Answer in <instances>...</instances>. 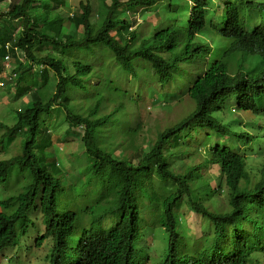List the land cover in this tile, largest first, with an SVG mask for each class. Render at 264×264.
Segmentation results:
<instances>
[{
    "label": "trees",
    "instance_id": "1",
    "mask_svg": "<svg viewBox=\"0 0 264 264\" xmlns=\"http://www.w3.org/2000/svg\"><path fill=\"white\" fill-rule=\"evenodd\" d=\"M8 1L3 0L0 5ZM66 1L68 0H20L11 5L6 15L7 20H4L3 27L0 28V58L3 57L4 46L7 44L22 52L10 53V58H16V64L18 63L17 66L9 65L10 72L11 69L17 68L19 64L27 60L30 62L28 66L21 67L19 71L11 72V79L17 76L15 79L17 85L26 74L34 70L33 66L35 69L37 67L38 73L46 78L47 69L39 68L42 65L40 62L47 64L56 78L54 88L46 99L38 95L42 94L40 93L41 87L35 90L38 96H35L23 111L16 112L15 123L12 127L8 128L0 122V129L4 128L6 130L4 134L8 136L3 149L13 144L16 139L15 134L23 136L20 144L21 156L0 162V176L3 178V184L17 169L21 170L20 167H16L19 163L18 166L23 163L21 167L28 168L31 173L30 177L27 173V177L23 178L27 180V183L20 188V192L15 186L12 196L18 195L17 197L10 201L1 200L0 251L15 246L18 240L27 233L26 213L23 209H29L35 199L32 191L26 189L48 188L50 194L45 201L41 216L44 235L41 241L36 240V246H40L46 239H50L53 245H66L68 241V245L76 244L72 252L66 251V258L70 257L72 260L70 264H134L135 247L133 245L137 237H129L127 231H107L100 223L106 217L128 220L126 211L138 213V204L130 196L131 178L137 171V167L153 170L162 176L164 169L167 168L165 167L167 159L162 157L156 159L152 150L145 152L141 145L136 156L132 154L125 158L114 157L110 141L115 131L116 116L106 115L98 122L99 116L95 108L98 110L97 106L104 98L96 92L104 90L100 89V85L109 87L110 84L116 82L120 87L132 84L138 79L146 81L144 83L151 89L155 85L169 83L176 78L182 79L185 73L181 72L176 75V72L170 68L161 70L149 68L132 49L140 39L142 26L132 27L131 22L129 21L130 24H128L124 17L115 16L120 9L126 14L132 10L137 11L142 18L146 13L151 12L153 7L160 12L161 6L157 0H111L110 6L97 11V16H93V10L88 4H81L80 7L78 4L69 6ZM200 1L209 20L213 18L218 9H230L228 13H233L234 11L231 10H235V15H231L233 22L219 37L224 44L227 45L234 41L237 51L260 53L261 57H264V2L260 0H219L214 5L211 0ZM200 1L195 5H198ZM50 2L56 4L52 6ZM39 9L42 12L39 13ZM166 12L167 7H164L160 15H165ZM179 17L180 15L178 19ZM221 18L223 17L219 16L217 20ZM14 20L20 21L22 28L10 26V22ZM162 20L163 16L160 17L159 22ZM171 20L174 26L165 31L159 30L156 42L165 43L171 40L174 34L172 30L177 27L176 20L173 18ZM159 22L153 28L157 27ZM250 25H256L257 28L248 33L242 30ZM147 28L148 26L145 30ZM152 31L155 32V29ZM110 33L115 34L116 38L112 40ZM145 39L147 38L143 37L141 43ZM47 46L53 54L46 52L37 61L32 51L43 52L41 50ZM150 55L154 59H161L164 56V54H157V51ZM67 56L73 59L69 60ZM1 72L2 65L0 64V78L2 77ZM34 77L32 74L26 86L34 84ZM202 84L205 86V91L200 92L197 85L195 92L206 99L204 110H208L212 103L221 100L226 90L223 91V87L217 80L204 81ZM238 87L237 91H244V94L234 96L236 107L259 114L256 99L259 97L264 99V79L251 85L239 83ZM23 89H19L17 94L26 93ZM77 92H83L82 98L76 95ZM88 92L94 95L86 96ZM43 97L46 96L43 95ZM93 104H95L94 107ZM55 107L63 113V120L67 122L69 129L76 128L80 124L84 126L80 133L73 135L82 137L86 165L85 170L77 174L82 182L78 195H83V191L87 192L89 188H93V199L87 207L97 218L93 219L91 227L88 224L89 229L81 226L79 220H64V217H71L69 207L77 199L68 195L61 200V195L64 189L71 190L75 184L69 183L64 178L67 174L61 171L62 168L58 162L55 163L51 157L46 156L45 150L51 148L50 137L46 133L43 137H38L41 117L49 116ZM204 116H207L206 111H204ZM134 133L137 135L138 132ZM96 134L104 138H96ZM186 139L185 135H180L175 130H166L159 135L157 144L173 143L175 147L187 148L189 143ZM204 163L222 166L218 155L207 154ZM168 170L172 173L170 168ZM194 175L198 177L197 174ZM260 183H264V177H261ZM161 188L165 186L161 184ZM186 189L188 186L182 183L178 174L172 189L163 196L164 202L169 203L172 200L181 202L187 196ZM24 191L25 193L21 194ZM164 193L165 190L159 194ZM238 195L239 192L234 189L229 192L230 209L220 214L224 220V227L228 230L216 238V241L229 242L232 251L226 252L224 261H214L207 251L218 253L226 249V246L222 242H216L214 234L208 233L202 237V248L207 246L210 249L199 252L200 248L193 247L194 251L190 252V264H264V253L259 251L264 246V192L260 198L257 197L255 204L249 206L242 204ZM11 202H15L17 206ZM178 208L180 209V205H177ZM82 210L83 207L80 205L79 212ZM160 211L162 222L172 228L171 231L175 233L174 230L179 228L176 212L165 207H162ZM208 222L211 226L219 225L215 219H210ZM237 225H239L238 229H235ZM73 234L76 235L77 242L71 241ZM191 238L192 236L186 237L188 241H192ZM176 241L177 238L174 239V245ZM188 241V247L194 245ZM172 254L174 253H170ZM230 254L233 256L229 257ZM152 255L154 254L151 250L149 255L140 262L154 264ZM170 255L171 261L168 260L165 264H172L173 259Z\"/></svg>",
    "mask_w": 264,
    "mask_h": 264
},
{
    "label": "clouds",
    "instance_id": "2",
    "mask_svg": "<svg viewBox=\"0 0 264 264\" xmlns=\"http://www.w3.org/2000/svg\"><path fill=\"white\" fill-rule=\"evenodd\" d=\"M1 1L3 0H0V2ZM19 1L20 0H9L7 2L8 11L5 13L2 21H0V28L3 27L4 20H7L6 15L9 12L11 5ZM157 1L158 4H160L161 6V11H164V7H167V12L163 16V20L159 22V25L157 27L152 28L155 29V32L151 31L149 34H145V35L141 34L137 45L133 46L132 49L135 53H137L141 57L142 61L152 70H161V69L170 68L176 72V75L180 74L181 72H184L185 74L182 79L176 78L175 80L169 83L155 85L151 89L146 83H144L146 81L140 79L139 85L137 87L131 84H126L120 87H114L108 91L98 90L96 94H100L104 98L102 103L99 106H97L99 107L98 110L97 108H95L96 114L98 113L99 116L98 122H100V119H103V117L106 116L104 115L103 117H100L101 115L99 110L101 109V107L105 103L112 101L114 97L117 98L119 102H117L116 107L113 109L112 112L107 114V115L114 114L116 116L115 131L114 134L111 136V141H110V145L113 148L118 145L117 144L118 142H116L115 140L116 138L124 137L126 139H133L139 136V132H140L138 123L135 124V126L133 127L131 126L130 123L136 121L133 120L129 121V119L127 118V107L123 105L120 100L125 99L130 104H135L136 100H134L131 97V95H135L139 97L143 94L144 88H146V91L149 93L150 99H152V101L158 100L161 103L162 98H165L164 101L167 103L171 101L178 102L184 97H187L191 101L193 108L180 121L164 129L162 132L158 133L154 139L153 144L149 146H144L143 151L149 152L152 150L156 159L161 157L166 158L167 161L165 162V167L167 168L164 169V174L160 176L153 170L137 167V171L130 180L131 182L130 196L138 204V213L134 211H126L128 214V220H121L114 217H106L101 221V223L103 224L104 228L107 231H112V232L127 231L128 232L127 235L129 237H139L140 234L139 232L142 223L144 222L142 219V215L147 214L144 212L145 207H147L148 209L147 211L149 215L147 214L148 215L147 220L144 222V224L153 226L148 222L149 216L152 218H156L155 223L157 226H153V227H158L163 232H165L167 234V239L170 237H171L170 239H175L177 238V236H185V235L179 230V228L174 230L175 233H173L171 231L172 228L166 226L162 222L161 219L162 214L160 210L162 207H165L169 210L176 212L180 224L183 222V217H182L183 214L182 212L178 213L176 211L177 205H180V210L185 208L189 213L200 218L201 220L200 228L204 232L203 236L208 233H212L215 235V241H216V238H218L220 235L224 234L226 230H228L227 228L224 227V223H223L224 220L221 218L220 214L228 212L230 209L229 192H232L233 189L238 191L239 192L238 196L242 204L249 206L256 203L257 197L260 198V196L264 192V185L258 189L249 188L243 185L239 186L238 185L239 181L234 178L219 176L218 183L214 188L207 187V192L204 193L194 191L191 188V184L195 182L199 177L200 174L199 171L201 170V167L196 166L195 168H190L186 174L179 172L181 168L178 170V173H176L175 171L170 173L168 168L173 169V164H171L170 162L169 152L173 148H175V145L173 143H161L158 145L157 140L159 135L166 130H175L176 133L180 135H185L187 137L186 140L189 143V146L185 148L184 151L179 155L180 161L183 160V157L190 156L191 153H196L200 157H202L203 159L202 166L204 167L212 165V164L207 165L206 163H204V159L207 154L218 155L221 158L222 166L220 167L219 164H215L219 167V170L224 168L225 165L231 160H240L241 162L246 163V156L248 157V155L245 152H242L240 148L236 147V145L239 144L241 140L238 138L239 136L232 130L231 128L232 123L230 122L225 124L219 118L215 117L214 114L220 111L221 109H223L226 106L227 102L230 99H232L234 96L239 94H244V91H240V92L237 91L239 88L238 87L239 83H245V85H251L255 82H259L260 80L264 79V73H263L264 57H261L260 53L251 54L249 52L246 53L243 51H237L235 49L234 41L226 45L219 38L221 33H223L227 29V27L233 22V19H231V15H235L234 9L231 10L234 11L233 13H228L230 9L228 10L218 9L216 14L213 16V18L209 20L203 10L200 0H157ZM198 1H200V3L198 5H195V3ZM260 1L264 2V0H260ZM211 2L215 5L218 3V0H211ZM54 4L56 3H53L51 5L53 6ZM110 4L108 6H110ZM80 5L81 3L79 4V7ZM108 6H104V7H108ZM153 10L155 11V7L152 8V11ZM178 15H180L179 19H178ZM219 16L223 17L224 19L222 23H219L217 20ZM172 18L176 20L177 27L172 30L174 31V34L172 35L171 40L166 41L165 43H162L163 41L156 42L158 40V37H156V35L159 30L165 31L166 29H169V27L174 26V23L171 20ZM169 20H171V22ZM13 22H17L18 25H14ZM10 26H13L14 28H22L20 21H15V20L10 22ZM255 28H257L256 25H250L245 28H242V30L248 33L253 31ZM110 36L112 37V40L116 38V35L113 33H110ZM143 37L147 39H145V41L141 43ZM45 48L49 49L48 54H53L52 51H50L49 46L44 47L41 51H44ZM4 50L5 53L3 57L5 56V58L0 59V64L2 65V68L7 65H10L9 64L11 60V58H9L10 53L11 54H15L17 52L22 53L20 50H18L17 48H13L9 44L4 46ZM154 51H157V54L159 55L164 54V56L161 57V59H154L150 55V53ZM36 53H38V51L36 50L32 51V54L33 56H35L37 61H39V59L45 55L44 54L38 57ZM41 53L42 52H39L38 54ZM40 63L42 65L39 68H43V67L46 68L48 74V70L51 68L47 64H44L42 62ZM17 65L18 63L16 64V66ZM209 68L210 70H208ZM259 68L261 69L260 75L257 77H251V74ZM3 74L4 75L10 74L11 76V72L3 73ZM212 80L219 81L220 86L223 87V91L224 89L226 91L220 101L219 100L215 101L209 106L208 110H204L206 105V99L203 96L196 93L195 88L198 85V90L203 93L205 91V86L202 84V82L204 81L209 82ZM13 81L15 82V80H11V82ZM2 84L3 82L0 81V86ZM179 87L182 88L178 90L175 89ZM38 95H40L41 98H43L41 94ZM38 95L34 94V97L35 96L37 97ZM31 100L32 99H30L29 101L30 103ZM27 105L28 103H26V106ZM94 106L95 104H93V107ZM204 111H206L207 116H204ZM240 111L243 110L238 107L231 108V113L233 114ZM96 119L98 120V118ZM64 123L67 125V122L64 121ZM83 127L84 126L80 124L75 129L74 128L71 129L78 130V132L80 133ZM135 131L138 132L137 135H135L134 133ZM47 132H48L47 130L43 131L44 134ZM230 134L235 135L236 139L235 140L231 139L232 135L230 136ZM96 138H104V137L100 134H96ZM221 138H229V141L227 142L228 145L224 144V142L218 141V139ZM80 142L82 143V137H80ZM50 147L52 146L50 145ZM116 151L117 150L114 149V153ZM20 154L12 158L20 157L21 156ZM2 161H7V160H2ZM16 167H20V166H16ZM20 168L22 171L19 169L16 170L15 175L17 178L14 181H10L11 178L10 177L3 184V178L0 176V187H3L4 190H10L13 192L15 186L17 188L18 184H20L19 177L22 173L25 174L28 173L30 177L31 173L28 168H27L28 170L25 169L24 167H20ZM178 174L182 179V183L188 186V189L185 190L187 196L181 202H178L177 200H172L169 203H165L163 201V196L169 190L172 189L174 183L177 180ZM194 174H197L198 177L196 178ZM157 184L160 185L163 184L166 187L164 194H159L155 191V185ZM223 187H225L227 190L228 209L226 211H222L215 203H210V205H205V203L211 201L215 196L219 195L223 191ZM26 190H31L35 199L34 204L29 209H23V211H25L26 213L25 222L28 227L27 233L25 235L27 234L29 235V228L30 227L34 228V225L31 226L32 223L29 220L30 211L34 209V213H38L40 214V216H42V212L44 211L43 206L45 205V201L49 197L50 192L48 188L35 189V190L28 188ZM79 192H80L79 186H75L71 190L64 189L61 195V200H63L66 196L70 195L71 198H76L77 199L76 201L79 202L84 201L85 204L89 205L90 201L93 199V195H92L93 191L92 190H89L88 192L83 191L84 194L80 196L78 195ZM24 193L25 191L21 194ZM17 196L18 195H14V196L9 195L3 198L2 200L10 201L11 199ZM11 203L17 206L15 202H11ZM146 203L148 205H144L142 208L141 207L142 204H146ZM0 211H1V200H0ZM210 219L217 220L219 222V225L210 226L208 223ZM235 229H238V226H236ZM43 235L36 237L34 239V244L37 239L41 241ZM74 237H76L75 234H73L71 238ZM202 237H201V242H202ZM188 242L193 243V241H188ZM216 242L224 243L226 249H222L218 253H213L210 251H208V253L214 259V261H224V258L226 257L225 255L227 254L226 252L228 253L231 252L232 247H230V243L225 240H220ZM68 243L66 245H53L52 243L51 250L47 254L48 264L72 263L70 257L66 258V251L72 252L76 244L68 245ZM145 244L148 245L147 242ZM194 245L202 247L201 243H194ZM15 246L10 248H14ZM34 248H42V247L37 246ZM151 250H152V246H151ZM3 251L4 250L0 251V255H3L2 254ZM232 256L233 254L229 255V257Z\"/></svg>",
    "mask_w": 264,
    "mask_h": 264
},
{
    "label": "rangeland",
    "instance_id": "3",
    "mask_svg": "<svg viewBox=\"0 0 264 264\" xmlns=\"http://www.w3.org/2000/svg\"><path fill=\"white\" fill-rule=\"evenodd\" d=\"M66 2L69 6H71V4L74 6L76 4L79 5L80 3L88 4L93 10V16H97V11L103 6H108L109 0H105L104 2H102V0H68ZM51 4H53V2H51ZM7 11L8 3H6L0 9V21H2ZM38 12L40 13L42 10L39 9ZM119 16H123L126 20L130 21V25L132 27L136 26L140 28V26H142L140 32L141 34L145 35L152 31V28L160 21V17L164 15H160L159 11L153 10L149 13H146L144 15L145 20H143L144 18L139 15V12L132 10L129 14L120 12ZM223 20L224 19L221 18L218 22L222 23ZM13 24L18 25L17 22H13ZM147 26L148 28L145 30ZM48 51L49 49L45 48L41 54L36 53V55L40 57ZM68 54H72V52H68ZM67 57L69 60L73 59L69 56ZM17 60L19 61L20 59L18 58ZM9 64L16 65V58L11 57ZM29 64L30 62L26 61L20 64V67L18 66L17 68L11 69V72L13 70L19 71L21 67H26ZM10 68L11 67H9V65L2 68L3 72L0 79V81L3 82V84L0 86V122L8 128L12 127L15 123L16 112L23 111L26 108V103L30 104V99H32L31 102L33 101L35 98L34 94L36 89L41 87L40 93L42 92V97L45 95L46 97L43 98L46 99L49 92L54 88V83L56 81L53 72L48 70V74H46V78H44V76L38 73V69L36 67V69L33 68V71L26 74L21 80L20 84L17 85L16 82H11V80H15L17 76H14L13 79H11L12 77L10 74H3L10 72ZM260 73L261 69L259 68L251 74V77H257L260 75ZM32 74L35 76L33 81L34 84L26 86L28 84V80H30V77H32ZM139 82L140 79L136 80L131 85L137 87ZM99 87L100 89H104L103 91H108L114 87H119V84L113 82L109 85V87H103L101 85ZM21 88H24L23 90H25L26 93L18 95V90ZM181 88L182 87L175 89L178 90ZM82 93L83 92H77L76 95L82 98ZM90 95L94 94L92 92H88L86 94V96ZM131 97L136 100L135 104H130L125 99L120 101L127 107V118L129 121H136L131 122V126L133 127L135 124H139V136L133 139H126L124 137L116 138L115 140L118 142V145L112 148L113 151L114 149L117 150L115 153H113L114 157L125 158L132 154L136 156V153L140 150V145L144 148V146L153 144L158 133L180 121L193 108L191 101L187 97H184L178 102L171 101L167 103L164 101L165 98H162L161 103L158 100L152 101V99H150L149 93L146 91V88H144L143 94L141 96L138 97L131 95ZM90 99L92 100V98ZM117 102H119V100L114 97L112 101L105 103L99 110L101 115L100 117L112 112L116 107ZM256 103L259 114H254L249 111H240L233 114L231 113V108L236 107L235 97H233L227 102L223 109L214 114V116L219 118L223 123H232V130L239 136L238 138L241 140V142L237 144L236 147L240 148L242 152H245L249 157L248 158L246 156V163H243L240 160H231L221 170H219V167L215 164L204 167L202 166V157L196 153H191L190 156L183 157V160L180 161L179 155L184 151L185 147L178 146L169 152V159L171 164H173V169H171V171L178 173V170L181 168L179 172L186 174L190 168H195L196 166L201 167V170L199 171V177L191 184V188L194 191L201 193L207 192V187L214 188L218 183L219 176L234 178L239 181V186L243 185L255 189L263 186L264 183H260V179L261 177H264V99L259 97L256 99ZM44 130L48 131L46 135L50 137L52 146L51 148L45 150L47 152H45L46 156H49L48 158L51 157V160L60 164L62 168L61 171L67 174L64 178L67 179L69 183H74V187L80 186L82 184L80 181L81 177H78L77 174H81V171L85 170L86 165L85 156L83 154L84 148L80 142V137L77 138L73 135L79 133L78 130L69 129L67 127L63 121V113L59 110V108L56 107L51 111L49 116L41 117V127L38 137L44 136ZM5 131L6 130H4V128L0 129V161L17 156L21 152L20 144L23 139L22 135L17 136V134H15L16 139H14L15 141L13 144L10 147H7V149L2 148L5 147L8 139V136L4 134ZM231 135L232 134H230V136ZM231 139L235 140L236 136L232 135ZM218 141L224 142V144L228 145L227 142L229 141V138H221L218 139ZM74 169H76V171ZM26 177L27 174L25 173L20 175V184L17 186L18 192H20V188L23 187L25 183H27V180L23 179ZM16 178V175L13 174L10 178V181H14ZM0 188V200L13 194V192L10 190H4L3 187ZM165 188L162 189L160 184L155 185V191L157 193H161L163 190H165ZM89 190L93 191V188H90ZM210 203H215L220 210L226 211L228 209L226 188L223 187V191L219 195L215 196L211 201L205 203V205H210ZM144 205L148 204H142L141 207L143 208ZM147 210V207H145L144 212L148 214ZM33 211L34 209L30 211L29 220L32 223L31 226L34 225V228L30 227L29 235L27 234L22 237L14 248H9L2 252L3 255H0V264H48L47 254L51 250L52 241L50 239H46L42 245L39 246L42 248H34L37 247L34 244V239L40 235H43L44 226L42 224L40 214L34 213ZM180 212L183 214V222L179 224V230L187 237L192 236L190 240H192L193 243L202 244L201 237L203 236L204 232L200 228V218L189 213L185 208L182 210L179 209V213ZM147 214L142 215L144 222L147 220V216L149 215ZM81 217L89 220L88 215H81ZM155 220L156 218L149 216L148 222L153 226H157ZM144 222L142 223L139 237L135 239L133 245L135 247L134 264H143L140 262V260L146 258L149 255V252L151 251L150 246H152V254L158 250L162 251L161 257L163 258L164 262L167 234L160 228L144 224ZM241 240H243L242 237ZM146 242L148 245L145 244ZM142 243L148 248H139ZM191 251H194V248H192ZM259 251H261L263 254L264 246H262ZM152 257L153 263H158L159 257H154V255H152Z\"/></svg>",
    "mask_w": 264,
    "mask_h": 264
},
{
    "label": "bare ground",
    "instance_id": "4",
    "mask_svg": "<svg viewBox=\"0 0 264 264\" xmlns=\"http://www.w3.org/2000/svg\"><path fill=\"white\" fill-rule=\"evenodd\" d=\"M219 1V0H218ZM102 3V2H101ZM111 3V0H109L108 2V5ZM4 3H2L0 6H4L3 5ZM103 5V4H102ZM104 7V6H103ZM120 12H124L122 9L118 10L116 13H115V16L118 17V18H122L123 16H119V13ZM126 22L128 24H130V22L128 20H126ZM132 28V27H131ZM133 30V29H132ZM64 56H66V54H64ZM5 58V57H4ZM10 58V56H9ZM8 66V65H7ZM35 67V66H33ZM2 74V72H1ZM54 75V74H53ZM12 76V75H11ZM35 146V145H34ZM33 156V155H32ZM36 157V156H35ZM25 158V157H24ZM32 158V157H31ZM41 158V157H40ZM28 159V157H27ZM39 159V158H38ZM42 159V158H41ZM44 159V157H43ZM10 160V158H9ZM22 161V160H21ZM25 161V160H24ZM39 161V160H38ZM20 164V163H19ZM18 164V165H19ZM23 165V163H21ZM17 165V166H18ZM20 165V167L22 166ZM19 168V167H18ZM15 169H17L15 167ZM11 170V169H10ZM10 172V171H9ZM9 174V173H8ZM12 174V173H11ZM15 175V173H14ZM56 191V190H54ZM14 196V195H13ZM3 201V200H2ZM80 205L83 207V210L82 212H79V208H80ZM89 205L85 204V202H79V201H75L73 203H71L70 207H69V210H70V215L71 217H64V220H69V221H72V220H79L81 226L89 229L91 227V223L93 221L94 218H97L95 217L91 211L88 209ZM176 211L179 213V209H176ZM34 212V211H33ZM81 215H88L89 216V220H87L86 218H83L81 217ZM99 216V215H98ZM209 223V222H208ZM88 224L90 227H88ZM101 225H103L102 223H100ZM210 225V223H209ZM211 226V225H210ZM173 237V236H172ZM171 238V237H170ZM166 239V245H165V260L163 262V258L161 257L162 255V251L161 250H158L154 253V257H159V261L157 264H165L169 259V255L170 253H174L171 256V258L173 259L172 261V264H190L191 263V249L193 247H196V248H200L199 249V252H201L202 250L206 249H210L208 248L207 246L204 247V249L200 246H196V245H193V246H187V239L185 236H177V241L175 242L176 244L174 245L173 242H174V239ZM175 238V237H174ZM71 241L72 242H77V238H71ZM184 241V243H183ZM151 247V246H150ZM139 248H148L147 246H145L143 243L140 245ZM237 249V248H235ZM240 250V249H239ZM208 252V251H207ZM208 260V259H207ZM171 261V260H170ZM211 262H213L212 260H210Z\"/></svg>",
    "mask_w": 264,
    "mask_h": 264
}]
</instances>
